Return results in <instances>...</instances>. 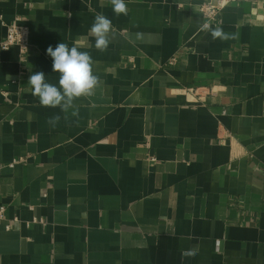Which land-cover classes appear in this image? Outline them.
<instances>
[{
	"label": "crops",
	"instance_id": "crops-1",
	"mask_svg": "<svg viewBox=\"0 0 264 264\" xmlns=\"http://www.w3.org/2000/svg\"><path fill=\"white\" fill-rule=\"evenodd\" d=\"M207 1L0 0V264H264V0ZM60 42L99 80L68 112L28 84Z\"/></svg>",
	"mask_w": 264,
	"mask_h": 264
},
{
	"label": "clouds",
	"instance_id": "clouds-1",
	"mask_svg": "<svg viewBox=\"0 0 264 264\" xmlns=\"http://www.w3.org/2000/svg\"><path fill=\"white\" fill-rule=\"evenodd\" d=\"M115 15L127 14L125 0H110ZM112 21L104 14H97L90 27L89 34L95 40V48L106 51L109 45V33ZM219 36L220 32L215 33ZM46 54L52 59V71L59 74L58 85L46 82L43 71L35 72L29 76L28 84L32 88V94L44 107L56 108L68 112L74 107V101L80 97L93 94L99 80L93 74V60L87 51H80L77 46L69 47L60 42L55 48L49 45ZM76 113L73 112V115ZM60 120L59 115L49 118L48 122L55 126Z\"/></svg>",
	"mask_w": 264,
	"mask_h": 264
},
{
	"label": "built area",
	"instance_id": "built-area-1",
	"mask_svg": "<svg viewBox=\"0 0 264 264\" xmlns=\"http://www.w3.org/2000/svg\"><path fill=\"white\" fill-rule=\"evenodd\" d=\"M230 1L235 0H214L203 3L200 7L205 24H214L217 22L219 11L222 7L228 4ZM6 32L4 38L0 41L1 49H8L11 46L18 48L20 53H25L29 46V31L26 26L20 25L17 22L5 24ZM173 59L169 61L172 63ZM23 159H13L10 163L13 164L22 161ZM5 207L0 206V221L3 219ZM36 221V219H34ZM8 228V226H6Z\"/></svg>",
	"mask_w": 264,
	"mask_h": 264
}]
</instances>
